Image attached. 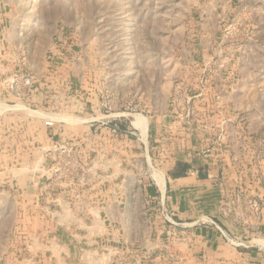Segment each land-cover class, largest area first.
I'll use <instances>...</instances> for the list:
<instances>
[{
  "label": "rangeland",
  "instance_id": "rangeland-1",
  "mask_svg": "<svg viewBox=\"0 0 264 264\" xmlns=\"http://www.w3.org/2000/svg\"><path fill=\"white\" fill-rule=\"evenodd\" d=\"M188 152L227 161L224 206L263 229L264 0H0V264H175L90 254L52 212L152 217L142 194Z\"/></svg>",
  "mask_w": 264,
  "mask_h": 264
},
{
  "label": "crops",
  "instance_id": "crops-1",
  "mask_svg": "<svg viewBox=\"0 0 264 264\" xmlns=\"http://www.w3.org/2000/svg\"><path fill=\"white\" fill-rule=\"evenodd\" d=\"M136 126L139 127L137 123ZM227 164L224 158L189 152L174 160L163 159V172L159 171L155 175L162 193L157 185L149 184L142 194L145 208L160 210L159 213H153L152 217L148 214L143 217L127 210L114 218L107 210V220H111V226L108 227L102 222L100 211H89L90 215L86 211L88 217H83V212H74L62 205L61 211L52 212L56 216L53 219L61 227H75L79 243L93 246L94 253L90 254L96 256L102 251L98 246L105 244L108 246L104 250L106 253L113 252L112 246L123 247L127 253L137 247L143 255L154 252L161 256L168 254L175 264H264V240L261 233L257 232L261 230L263 233L264 230L259 223L261 218L258 220L253 217L252 222L245 224L238 219V214L244 213L239 204L238 208L224 206V197L228 195V183L225 181H238L233 173L230 175ZM198 190H205L206 193L201 195ZM2 200L4 198L0 197V207ZM134 203L137 205L138 200ZM162 211L173 213L179 222L175 230L177 238L173 241L167 236L168 227L160 213ZM87 220L90 224L85 223ZM51 222L56 227L54 221Z\"/></svg>",
  "mask_w": 264,
  "mask_h": 264
},
{
  "label": "bare ground",
  "instance_id": "bare-ground-1",
  "mask_svg": "<svg viewBox=\"0 0 264 264\" xmlns=\"http://www.w3.org/2000/svg\"><path fill=\"white\" fill-rule=\"evenodd\" d=\"M137 124H139V126L145 130V128H146L145 118L140 117V118L138 119Z\"/></svg>",
  "mask_w": 264,
  "mask_h": 264
},
{
  "label": "built area",
  "instance_id": "built-area-1",
  "mask_svg": "<svg viewBox=\"0 0 264 264\" xmlns=\"http://www.w3.org/2000/svg\"><path fill=\"white\" fill-rule=\"evenodd\" d=\"M168 218H169V220H170V218H171V217H168ZM171 219H172V218H171ZM170 221H171L172 223H175V222H174V221H172V220H170Z\"/></svg>",
  "mask_w": 264,
  "mask_h": 264
}]
</instances>
